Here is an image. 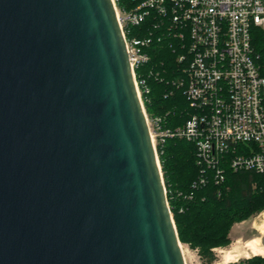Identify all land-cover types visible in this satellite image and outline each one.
<instances>
[{"label": "water", "instance_id": "1", "mask_svg": "<svg viewBox=\"0 0 264 264\" xmlns=\"http://www.w3.org/2000/svg\"><path fill=\"white\" fill-rule=\"evenodd\" d=\"M0 264H186L112 0H0Z\"/></svg>", "mask_w": 264, "mask_h": 264}, {"label": "built area", "instance_id": "2", "mask_svg": "<svg viewBox=\"0 0 264 264\" xmlns=\"http://www.w3.org/2000/svg\"><path fill=\"white\" fill-rule=\"evenodd\" d=\"M112 1L141 101L135 68L150 59L143 50L149 40L129 35V28L155 11L170 18L174 36L188 38L179 56L181 83L195 112L183 125L165 128L142 101L157 155L158 144L176 136L195 142L200 161L209 166L232 152L233 169L264 174V63L253 43L254 29L264 31V0H129L125 6ZM221 172L218 168L223 179Z\"/></svg>", "mask_w": 264, "mask_h": 264}, {"label": "trees", "instance_id": "3", "mask_svg": "<svg viewBox=\"0 0 264 264\" xmlns=\"http://www.w3.org/2000/svg\"><path fill=\"white\" fill-rule=\"evenodd\" d=\"M126 3L131 2L121 0L120 5ZM169 19L152 11L141 25L129 28V35L149 40L143 50L150 59L135 68L145 109L150 117H162L163 127L174 129L195 109L181 83L185 73L179 56L186 53L188 38L174 36ZM253 43L264 63L263 30L254 29ZM157 150L181 243L197 250L205 263H217L215 250L232 243L234 224L264 211V174L233 169L232 152L222 154L217 166H209L200 161L196 143L185 138L168 137ZM218 168L223 179L217 176ZM232 264H264V256L257 254Z\"/></svg>", "mask_w": 264, "mask_h": 264}, {"label": "rangeland", "instance_id": "4", "mask_svg": "<svg viewBox=\"0 0 264 264\" xmlns=\"http://www.w3.org/2000/svg\"><path fill=\"white\" fill-rule=\"evenodd\" d=\"M254 224H255V227H254ZM230 234H231V238H232V243L229 246L224 247L223 249L231 248L232 245L235 244V242L237 240H240L243 243V242H246L247 240L254 238V237H261L262 238V246H264V222H263V218L260 216V214H258V215L254 216L248 220H245L243 222H238V223L234 224ZM242 243L239 245L241 246ZM183 249H184L187 264H207L200 258L197 250L191 249L188 245H184ZM220 249L221 248H217L215 250L218 254V257H219L218 262L221 261ZM241 258H244V257H241ZM213 264H216V263H213Z\"/></svg>", "mask_w": 264, "mask_h": 264}, {"label": "bare ground", "instance_id": "5", "mask_svg": "<svg viewBox=\"0 0 264 264\" xmlns=\"http://www.w3.org/2000/svg\"><path fill=\"white\" fill-rule=\"evenodd\" d=\"M260 216L263 218L264 222V211L260 213ZM255 227V224H254ZM258 227V226H257ZM242 241L237 240L235 244L232 245L229 249H220L221 254V261L217 262L216 264H232L234 262L239 261L241 257L249 258L253 255L257 254H264V248L262 246V238L261 237H254L246 242H243L240 246ZM239 245V246H238ZM183 243H181L182 251L185 257ZM186 260V257H185ZM187 264V262H186Z\"/></svg>", "mask_w": 264, "mask_h": 264}, {"label": "crops", "instance_id": "6", "mask_svg": "<svg viewBox=\"0 0 264 264\" xmlns=\"http://www.w3.org/2000/svg\"><path fill=\"white\" fill-rule=\"evenodd\" d=\"M233 235V234H232Z\"/></svg>", "mask_w": 264, "mask_h": 264}]
</instances>
